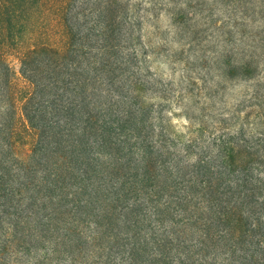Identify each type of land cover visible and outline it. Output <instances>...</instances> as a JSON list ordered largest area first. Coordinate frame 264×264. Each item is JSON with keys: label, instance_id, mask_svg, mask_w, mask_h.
Wrapping results in <instances>:
<instances>
[{"label": "trees", "instance_id": "16d2710c", "mask_svg": "<svg viewBox=\"0 0 264 264\" xmlns=\"http://www.w3.org/2000/svg\"><path fill=\"white\" fill-rule=\"evenodd\" d=\"M132 13L0 0V193L20 264H264V132L212 134L189 107L178 128Z\"/></svg>", "mask_w": 264, "mask_h": 264}, {"label": "rangeland", "instance_id": "374dc122", "mask_svg": "<svg viewBox=\"0 0 264 264\" xmlns=\"http://www.w3.org/2000/svg\"><path fill=\"white\" fill-rule=\"evenodd\" d=\"M127 1L141 21V43L149 47L147 69L166 84V111L178 128L186 127L189 107L194 120L218 129L212 134L236 133L242 126L255 135L264 132V0ZM224 60L233 65L252 60L257 67L250 77L232 67L225 74ZM7 61L22 84L17 57ZM2 92L0 78V103ZM17 145L26 158L27 141ZM4 205L0 193V264H20L13 217Z\"/></svg>", "mask_w": 264, "mask_h": 264}]
</instances>
